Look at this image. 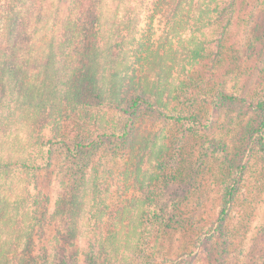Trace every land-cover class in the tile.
<instances>
[{
	"label": "trees",
	"instance_id": "16d2710c",
	"mask_svg": "<svg viewBox=\"0 0 264 264\" xmlns=\"http://www.w3.org/2000/svg\"><path fill=\"white\" fill-rule=\"evenodd\" d=\"M25 5L6 3L0 36V106L20 124L0 129V264H190L198 246L208 264H264V213L242 216L243 253L230 227L243 187L264 184V0H152L142 29L133 0H52L41 76L24 67ZM154 16L189 31L175 74L162 42L116 54Z\"/></svg>",
	"mask_w": 264,
	"mask_h": 264
},
{
	"label": "rangeland",
	"instance_id": "374dc122",
	"mask_svg": "<svg viewBox=\"0 0 264 264\" xmlns=\"http://www.w3.org/2000/svg\"><path fill=\"white\" fill-rule=\"evenodd\" d=\"M11 0H0V36L2 31H5L6 21L3 19L6 3H9ZM33 0H26V7L23 9V12L26 13V8H28L32 13V19H31V26L30 31L34 33L33 37H30V41L27 43L28 47L31 51V53L28 56V64L26 69L29 71V73L32 74H38L41 69V64L44 61V55L47 49L46 46V40L49 38L50 32L55 29V27L58 26V23L63 21L67 14H68V1H66L62 5V9L59 12V18L58 23L56 24L53 12L51 11L50 2L52 0H34L35 2L30 5V7L27 6V3L31 2ZM152 0H133V5L137 7V29L138 28H144L147 27L148 23L150 22V12H148L150 8ZM154 24L153 29L154 31H132V35L128 37L124 51L119 53V50H116V54H118V57L121 58L124 54L127 55V60L131 63L135 61L136 57V47L138 45V42L140 40H145L147 38L152 40L155 43L162 42L164 44V49L171 50V54L176 57L177 63L175 65V71L179 69L180 62L183 58V47L187 45V38L189 36V31H178V32H172V31H164L166 30V26H164L163 22L160 21V16H154ZM160 25H159V21ZM156 30V31H155ZM3 40L2 37H0V42ZM1 46V45H0ZM135 63V62H134ZM129 64V63H128ZM132 64V63H131ZM136 69H138L137 66L134 65ZM177 69V70H176ZM175 77H178L179 74L174 75ZM10 87V86H9ZM8 91L11 92V90L8 89ZM10 100L12 101L14 98L13 96H8ZM18 110L15 108V104L13 102H7L3 103L2 106H0V121L2 122L0 124V129L3 131L6 137L9 139H13L12 134L15 132V128L20 124H14V119L18 116ZM7 124V125H6ZM17 125V126H16ZM20 133V135L23 137V132L21 130H18L17 133ZM146 167H149L150 169V163L146 164ZM146 167H144L145 170H148ZM256 178H252L250 182H248L247 185L243 187V190L240 195V199L236 202L233 213L231 217V226L237 228L241 233H238L237 237H233V242H235V246H233L232 250L235 253H243V243L244 239L243 236L245 235V232L241 231L243 220L241 219L242 216L248 212L252 214L253 217V226L258 225L261 222V218L264 213V184L261 186H257ZM5 188L3 187V190ZM55 186H51L49 188H45V191L43 193L45 195H48L50 197V202L48 204L49 211L51 212L54 209V196H55ZM178 188H173L169 192L171 193L170 196L173 197V195L176 193ZM211 193H213V189H209ZM131 197H134V199H138L139 193L138 192H132L130 194ZM169 196V197H170ZM214 197V193H213ZM250 202H255L257 205L256 209H251L252 207H248ZM251 205V204H250ZM195 214V213H193ZM209 210H207L204 213V216H209ZM214 213H212V216ZM80 227L82 228L81 237L78 241V246L81 250H84L87 247L88 239L90 235H88L87 225L86 222L83 221L80 224ZM244 230V229H243ZM246 231V230H245ZM206 250H204V247L198 246L195 250V255L191 259L190 264H208ZM188 254L184 255L183 259L190 258L186 257ZM83 261V256L80 255L79 264H83L81 262ZM180 259H172L170 264H184L179 263Z\"/></svg>",
	"mask_w": 264,
	"mask_h": 264
}]
</instances>
